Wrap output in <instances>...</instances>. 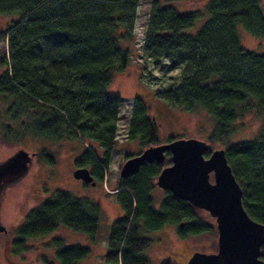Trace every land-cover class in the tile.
Returning a JSON list of instances; mask_svg holds the SVG:
<instances>
[{"label": "trees", "instance_id": "trees-1", "mask_svg": "<svg viewBox=\"0 0 264 264\" xmlns=\"http://www.w3.org/2000/svg\"><path fill=\"white\" fill-rule=\"evenodd\" d=\"M139 4L140 0H0V15L13 17L4 32L7 56L0 60L5 117L33 138L80 141L84 150L76 169H89L94 180L103 181L115 149L121 98L109 95L108 88L114 74L126 71L131 61ZM207 11V22L189 34L186 30L199 13H179L170 2L152 0L144 56L182 67L180 84L159 96L172 107L204 111L213 118L208 139L225 150L248 215L264 224V53L246 50L236 30L242 24L264 39V14L259 0H211ZM247 116L261 120L259 136L229 143ZM127 138L146 149L159 144L157 125L140 97L132 107ZM38 155L54 163L47 151ZM132 156L127 154L126 160ZM169 164L167 153L163 163H145L112 186L122 215L110 227L106 262L150 264L142 224L149 231L175 225L182 239L214 233L215 227L200 219L198 209L170 192H165L162 209H155L151 191ZM98 211L88 199L57 190L27 213L10 244L13 252L27 250V240L48 236L60 225L95 242ZM66 244L61 237L51 239L55 264H80L90 254L88 247ZM260 258L264 260V245ZM42 261L53 264L44 256Z\"/></svg>", "mask_w": 264, "mask_h": 264}, {"label": "rangeland", "instance_id": "rangeland-1", "mask_svg": "<svg viewBox=\"0 0 264 264\" xmlns=\"http://www.w3.org/2000/svg\"><path fill=\"white\" fill-rule=\"evenodd\" d=\"M176 8L179 13L197 12L199 17L193 27L186 33L195 34L209 19L207 6L211 0H162ZM264 14V0H259ZM152 0H140L135 25V40L131 47V61L127 70L114 74L108 88V94L121 98L120 120L118 122L117 139L109 168L104 179L95 180V184H85L74 178L76 159L84 150L76 139L51 141L45 138H33L25 135L18 122H11L5 117V96H0V161L7 159L18 149L23 148L36 153L27 176L18 183L5 189L1 199L0 216L7 232L0 234V264H46L43 256L55 264L54 249L49 243L54 237L65 239L66 245L71 243L88 247L90 254L83 264H111L105 261L108 252V234L111 225L122 215L112 186H116L120 178V169L126 161V155H139L144 148L138 140H129L127 131L134 101L140 97L146 107L147 115L153 119L158 128L159 145L174 139H196L209 144L210 152L223 149L219 144L211 143L209 136L214 127L213 118L204 111L187 112L172 107L159 95L175 88L182 78V67L173 68L170 61L154 60L144 56V38L146 26L151 12ZM13 20L11 16L0 15V60L7 56V40L4 32ZM242 46L254 53H264V39L252 35L242 24L236 26ZM131 45V44H130ZM4 68L0 67V75ZM241 127L231 137L229 143L254 140L259 136L261 120L247 116L241 120ZM6 127L11 128L7 131ZM47 151L54 160L39 157V152ZM213 180V179H212ZM57 190L65 191L79 198L88 199L91 204L98 205L99 229L96 241L79 231L60 225L48 236L27 240V250L13 252L11 242L18 236V229L25 222L27 213L40 207ZM156 210L162 209L165 192L159 187L151 191ZM200 219L215 227L214 233L190 235L182 239L175 225H168L156 231L147 230L141 225V234L149 240L145 251L150 264H187L189 256L196 252L212 254L218 250V232L216 222L207 211L198 209Z\"/></svg>", "mask_w": 264, "mask_h": 264}, {"label": "water", "instance_id": "water-1", "mask_svg": "<svg viewBox=\"0 0 264 264\" xmlns=\"http://www.w3.org/2000/svg\"><path fill=\"white\" fill-rule=\"evenodd\" d=\"M209 151V144L205 141L174 139L128 158L120 169V177L136 174L145 163H163L169 153L170 164L158 175L156 186L196 209L207 211L215 219L218 232L217 252H196L187 264H264L260 258L264 245V224L253 220L245 210L243 191L228 163L225 150H213L207 157ZM35 157L36 153L20 148L0 161V207L5 189L27 176ZM73 176L85 183L95 184L93 175L85 167L77 168ZM6 232L0 216V234Z\"/></svg>", "mask_w": 264, "mask_h": 264}, {"label": "flooded vegetation", "instance_id": "flooded-vegetation-1", "mask_svg": "<svg viewBox=\"0 0 264 264\" xmlns=\"http://www.w3.org/2000/svg\"><path fill=\"white\" fill-rule=\"evenodd\" d=\"M12 243V242H11ZM189 257H191V256H189ZM188 260H189V258H188Z\"/></svg>", "mask_w": 264, "mask_h": 264}, {"label": "crops", "instance_id": "crops-1", "mask_svg": "<svg viewBox=\"0 0 264 264\" xmlns=\"http://www.w3.org/2000/svg\"><path fill=\"white\" fill-rule=\"evenodd\" d=\"M83 264H86V262H85V263H83Z\"/></svg>", "mask_w": 264, "mask_h": 264}]
</instances>
